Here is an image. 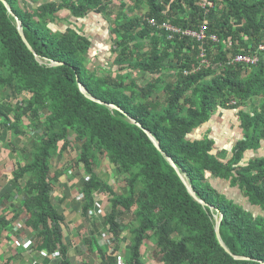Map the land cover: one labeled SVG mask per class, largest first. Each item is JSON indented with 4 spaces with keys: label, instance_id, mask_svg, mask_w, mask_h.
<instances>
[{
    "label": "trees",
    "instance_id": "16d2710c",
    "mask_svg": "<svg viewBox=\"0 0 264 264\" xmlns=\"http://www.w3.org/2000/svg\"><path fill=\"white\" fill-rule=\"evenodd\" d=\"M5 1L37 57L0 1V136L3 154L13 161L7 185L0 186V238L21 221L32 234L29 248L44 264H74L68 220L53 199L62 185L51 171L55 156L74 150L61 170L82 181L79 213L90 225L82 239L86 249L76 252L81 264L94 257L98 264H145L147 239L153 240L159 264L264 262V214H254L213 183L227 182L228 189L239 190L250 206L264 211V153L251 154L264 140V51L258 49L264 44V0H207L211 6L202 0H120L118 8L111 7L113 0L47 1L36 7L27 0ZM61 12L71 18L59 17ZM94 13L111 17L116 70L87 65L92 39L77 22ZM61 21L69 25L64 30ZM163 24L181 31L203 26L205 38L180 35ZM237 54H257L258 60L228 63ZM147 75L152 78L140 85L136 77ZM78 82L88 95L128 116L86 97ZM253 99L257 102L248 105ZM220 109L237 112L240 132L229 149L216 150L217 140L197 130ZM22 118L28 123H20ZM136 122L159 142L161 152ZM30 129L36 134L26 150L14 138L28 137ZM169 157L214 209L192 197ZM100 160L124 179L125 192L94 171ZM101 194L108 207L103 220L93 222L89 212ZM14 195L18 206L11 201ZM217 209L231 254L216 238Z\"/></svg>",
    "mask_w": 264,
    "mask_h": 264
},
{
    "label": "rangeland",
    "instance_id": "374dc122",
    "mask_svg": "<svg viewBox=\"0 0 264 264\" xmlns=\"http://www.w3.org/2000/svg\"><path fill=\"white\" fill-rule=\"evenodd\" d=\"M119 2L120 0H113L112 4H111V7L113 8H118V5H119ZM118 10V9H117ZM116 10V11H117ZM135 12L133 13H130L131 15H133ZM138 14V13H136ZM99 18H101V21L98 19H92L90 21V24H87V26H82V30L83 32L87 33L91 39H92V47L90 49V60L88 61L87 65L88 67L90 68H94L96 66H106V67H109V68H112L114 70L117 69V66H113V59H114V55L112 54L111 52V46L113 47V41H112V37H111V31H110V24L108 22L107 19H110L111 20V17L109 16H103L101 14H97ZM101 16V17H100ZM78 26L81 25L80 23H78ZM60 25V24H59ZM115 72V71H114ZM126 73V72H124ZM114 74V73H113ZM132 78H134V76H132ZM150 78H152V76L150 75H147L146 77L144 76H138L136 77V79L138 80V83L140 85H144V83L148 80H150ZM164 79H166L167 81L170 80V78L166 75L164 76ZM251 102H257V100L253 99L252 101L248 102V105H250ZM222 110V109H220ZM225 111L229 114V119L227 122V126L228 127H231L232 129H235L236 127H238V114L237 112L234 110L231 111V110H226ZM225 116V115H224ZM223 114H217V119H221V117H224ZM24 123V124H27L28 123V120L26 118H22L20 120V123ZM235 124L232 125V124ZM237 123V124H236ZM221 124H219V128H215V131H221ZM223 130V129H222ZM202 133V131H201ZM223 133V131H222ZM221 133V134H222ZM36 134V131L34 132L33 130H29V132L27 133L28 137H23V136H16L14 138L15 140V144L16 145H19L21 148H25L26 150L27 149H30L32 148L31 144H30V139L31 137H33L34 135ZM208 134V133H207ZM3 137L4 135L1 134L0 136V155H2V158L0 160V186H5L7 185L8 183V180L10 177H11V168H12V163L13 161L11 159H8L6 157V155H4L3 153L5 152V150L2 148V143L4 142L3 140ZM2 142V143H1ZM263 142V145L262 147L257 150V151H254V153H251L252 155H261L264 153V140L262 141ZM229 146H226L228 149H229ZM19 152V151H18ZM75 151L72 150L70 152H64L62 154V157H60L59 155L58 156H55V159L52 160V163H51V171L54 173V175H57L58 178L63 182L62 187H60V191L61 192H57L53 195V199H54V202L56 203V199L58 198V194L59 193H62L61 196L63 198L62 201L66 200L67 199L70 201V202H77L82 200L81 198H79L78 196H80L81 194L78 192L79 191V187L81 185V181L79 180H71L68 178V175L67 173L63 172L61 169H60V164H65L67 163L69 160H71L72 158H74V155H75ZM19 154V153H18ZM20 158H22L21 155H19ZM94 171L97 172L99 174V176H101L103 179L107 180L114 189H116L118 192H125L126 190V187H125V181L124 179L122 178L120 181H117V180H114L113 177H112V166L110 164H107V163H103L101 160L96 164L94 165ZM214 185L219 188L221 191H223L224 193H226L229 197L235 199L237 202H240L242 203L246 208H250L251 210H253L254 214H264V211H261L258 207H253V206H250L249 203L246 201V198L243 197V195L241 194V192L237 189H228V186H227V182H224V181H219L218 179L217 180H214L213 181ZM78 189V191H77ZM2 191L0 190V193ZM82 196V195H81ZM101 196H104L101 198ZM105 194H101V195H97L96 196V204L99 205L102 201H106V210H107V207H108V197L106 196ZM69 197V198H68ZM11 201L14 203V205L18 206L19 203H20V199H19V196L17 195H14L12 198H11ZM59 201V200H58ZM57 201V205H59L60 203ZM61 202V205L63 206V202ZM67 204V203H66ZM69 204V203H68ZM75 203H71V205H73ZM69 204V206H67V210L63 211L65 213V215L67 214V219L68 221L67 222H74V225H80L82 227H85L87 229L88 226L90 225V222L89 221H86L84 220V218L81 217L79 211H77V207L76 205L74 206H71ZM96 205L95 207V210H93L92 212H89L90 214H92V216H90L93 220V222H100L101 220H103L104 218V215L102 216H96V214L98 213L99 214V211H98V206ZM62 206H60L62 208ZM102 207V206H101ZM74 211V212H72ZM76 211V212H75ZM68 212V213H67ZM71 213L70 216H68V214ZM128 216V215H126ZM15 223H18L20 226H22V222L21 221H17ZM73 227V226H72ZM72 227H70L71 229H73ZM81 227V229H82ZM70 229L69 226L66 224V231ZM70 229V230H71ZM102 229V228H100ZM65 230V228H64ZM17 231L19 232V229H17ZM65 231V233H66ZM80 229L77 231V233L79 234V238L78 239H75L76 240V243L75 241H73L75 243V247H73V251L75 253H71L72 254V261L75 263V264H81V260H82V256L79 255V254H76V252H80L79 250L83 251L86 249V247L82 244V241H81V236H80ZM72 233L74 234L75 231H72ZM82 233V232H81ZM31 235V233H30ZM123 235L126 237V235L129 236V233L127 232H124ZM77 236V235H76ZM75 237V236H74ZM99 240L100 242L102 243L104 240L102 239V237L100 236L99 237ZM125 241V242H124ZM129 242V240L126 239H123L122 240V249H121V254H123L124 252V247L126 246V244ZM27 245V243H26ZM78 247H79V250H78ZM154 251L153 249V240H145L144 241V245H143V253H144V261H145V264H159L157 261V258L154 257V255L152 254ZM3 258H0V262H2ZM55 259L57 258H53V261H55ZM92 262H94L93 264H98L99 263V258L97 257H94V258H90ZM99 260V261H98ZM52 261V260H51ZM83 264H86V263H83Z\"/></svg>",
    "mask_w": 264,
    "mask_h": 264
},
{
    "label": "crops",
    "instance_id": "0c3cea01",
    "mask_svg": "<svg viewBox=\"0 0 264 264\" xmlns=\"http://www.w3.org/2000/svg\"><path fill=\"white\" fill-rule=\"evenodd\" d=\"M47 1H59V0H27V4L30 7H36V6H38V5H40V4L44 3V2H47ZM59 17H62V18H65V19L66 18H69V19L71 18V16L68 15L67 12H61L59 14ZM92 19H97V20L99 19L101 21V18H99L98 15L94 13V14H90V15L86 16L84 19L78 21V23L81 24L79 26L80 27H82L84 25L87 26V24H90V21ZM64 23L65 22H63V21H61L59 23L61 25V29L62 30H64L66 28V26H69L67 23H65V25H63ZM217 114L218 115L219 114H223V116L224 115L225 116L221 117V119L218 120L217 119ZM228 115L229 114L225 110H219L215 114V116L211 119L210 122L204 124L203 126H201L197 130V134L198 135H203V134L208 133V134H210V136H212L214 139L217 140L216 150L227 148L226 146H228L235 138H237V136H238V134L240 132V129L237 128L234 123L232 125H234L236 127L235 129H232L231 127L227 126V122L226 121H228V119H229ZM220 123H222L221 124V128H220L221 131H217L216 132L215 128L218 129ZM201 131H202V133H201ZM222 131H223V133H222ZM62 165L63 164H60V169L62 168L61 167ZM112 177H113L114 180H117V181L121 180L117 176H114L113 174H112ZM79 181H81V180H79ZM63 182L64 181L60 180L61 184H63ZM60 183H59V185H61ZM81 183H82V181H81ZM77 191H78V189H77ZM58 192H61V191L58 190ZM61 194L62 193L58 194V198L56 199L57 201L62 198ZM78 197L82 199L81 195L78 196ZM102 197H104V196H101V198ZM57 201H56V203H57ZM62 202L64 203L63 206L61 205V202H59L60 203L59 206H62V210L63 211L67 210V206H69V204L71 205V203H75V204H73L71 206H74V205L78 206L77 207L78 208L77 211H79V209H80L81 200L80 201L77 200V202H70L67 199V201L64 200ZM98 211H99V214L97 213L96 216L99 217V216L104 215V213L106 212V201H102L98 205ZM72 212H74V211H72ZM72 212H70L68 214V216H70ZM65 216H66V221H67L68 220L67 219V214ZM67 224H68L69 228L73 226L72 227L73 229L70 228L71 230L67 228V230H68L67 231L68 232L67 240L69 241L68 244L70 245L69 254H71V252L75 253L73 251V247H75V243H76L75 239L79 238V234L77 233V231L80 229L79 232H80L81 241H82V239L87 236V228L80 226L81 224L80 225H74V222H72V221L68 222ZM81 227H82V229H81ZM17 229H19V232L17 231ZM72 231H75V233L73 234ZM31 237H32V234L30 235L29 230L23 229L22 226H20L18 223H14L11 227H9L8 231L5 234H3V236L0 238V258H3V259H1L2 262H4V260L8 258V264H34L36 262H37V264H44L43 263L44 259L40 258L39 256H37L35 254V251L32 250L31 248H29L30 245L32 244ZM102 239L104 240L102 243L99 240V242L101 244H103L105 242V238L102 237ZM73 241H75V243ZM26 243H27V245H26ZM71 261H72V259H71ZM92 263L93 262L90 260L89 264H92ZM49 264H51V263H49Z\"/></svg>",
    "mask_w": 264,
    "mask_h": 264
},
{
    "label": "water",
    "instance_id": "95a60500",
    "mask_svg": "<svg viewBox=\"0 0 264 264\" xmlns=\"http://www.w3.org/2000/svg\"><path fill=\"white\" fill-rule=\"evenodd\" d=\"M4 6L6 7L7 11L9 12V14H11L14 19H15V22H16V27H17V30H18V33L21 37V39L23 40V42L25 43V45L27 46V48L32 51L34 53V55L37 57V54L33 51V48L32 46L30 45V43L28 42L25 34H24V31H23V27H22V23L20 21V19L18 18L17 15L14 14V12L12 11V9L10 8V6L7 4V2L5 0H0ZM51 64L52 65H61L63 64V62H60V61H55V60H52L51 61ZM78 87L80 89V91L88 98L90 99H93L94 101L98 102V103H102V104H107L108 106H110L111 108L113 109H116L118 111H120L121 113H123L124 115L128 116L127 113L125 111H123L119 106L115 105V104H112V103H106L100 99H97V98H93L91 97L90 95H88L82 85L81 82H78ZM136 124L141 127L143 129V131L147 134V136L149 137V139L151 140V142L153 143V145L161 152V147L159 145V142L151 135V133L145 129L139 122H136ZM171 166L175 169V171L177 172V174L179 175V177L181 178V180L183 181V183L186 185V188L188 190V192L192 195V197L197 200L199 203H201L202 205H208L210 208L214 209V207L212 205H209L207 204L203 199L199 198L195 192L193 191V189L191 188V186L188 184L187 180L185 179V177L183 176V174L179 171L178 167L176 166V164L173 162L172 158L169 157L168 158ZM246 160V158H245ZM216 213L214 214V219H215V227H214V230H215V234H216V238L219 242V244L224 248V250L231 254L230 250L228 249V247L226 246V244L224 243L222 237H221V234H220V222H221V219H222V214L220 213V211L217 209L215 210ZM236 259H242V260H249L250 257H246V256H235ZM261 264H264L263 261H260Z\"/></svg>",
    "mask_w": 264,
    "mask_h": 264
},
{
    "label": "built area",
    "instance_id": "2783aa9c",
    "mask_svg": "<svg viewBox=\"0 0 264 264\" xmlns=\"http://www.w3.org/2000/svg\"><path fill=\"white\" fill-rule=\"evenodd\" d=\"M202 1H203L204 5L205 4H207L209 6L212 5V3L207 1V0H202ZM150 23L152 25L155 24L152 20L150 21ZM162 26L165 27L166 29L170 30L171 32H176L177 34H180V35L191 36V37L196 38L199 41H202L205 38V33H204V27L203 26L201 27V29L199 31H191V30H182L181 31L179 29H176V28L172 27L169 24H163ZM210 39L213 40V41H217V37L215 35H211ZM258 49L261 50V51H264V44L258 45ZM200 56H201V58H203L204 54L202 53ZM257 60H258L257 54H252V55L237 54L234 57L230 58L228 63L242 62V63H246V64H254V63L257 62ZM203 61H204V59H203ZM88 179H89V177L85 178V180H88Z\"/></svg>",
    "mask_w": 264,
    "mask_h": 264
}]
</instances>
